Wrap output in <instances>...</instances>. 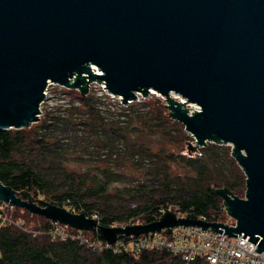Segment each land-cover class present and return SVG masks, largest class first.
Masks as SVG:
<instances>
[{
    "label": "water",
    "instance_id": "water-1",
    "mask_svg": "<svg viewBox=\"0 0 264 264\" xmlns=\"http://www.w3.org/2000/svg\"><path fill=\"white\" fill-rule=\"evenodd\" d=\"M95 82L124 106L161 94L194 139L189 154L210 142L232 146L245 197L215 192L236 225L168 210L149 223L107 226L1 179L0 201L110 244L196 225L249 236L263 252L264 0H0V129L38 122L50 83L86 95ZM188 103L201 110L190 113Z\"/></svg>",
    "mask_w": 264,
    "mask_h": 264
},
{
    "label": "trees",
    "instance_id": "trees-1",
    "mask_svg": "<svg viewBox=\"0 0 264 264\" xmlns=\"http://www.w3.org/2000/svg\"><path fill=\"white\" fill-rule=\"evenodd\" d=\"M61 99L41 109L38 122L21 129H0V179L34 200L73 212H97L113 226L134 217L140 223L160 218L162 205L180 213L225 211L217 188L243 197L246 175L232 146L208 143L186 152L194 141L173 119L162 99L148 97L124 106L91 89L61 88ZM86 163L77 169L72 163ZM125 183L124 188L117 183ZM55 224L25 208L0 201V264H186L166 251H94L76 238H53ZM73 233L95 238L96 232ZM192 264H207L202 259Z\"/></svg>",
    "mask_w": 264,
    "mask_h": 264
},
{
    "label": "built area",
    "instance_id": "built-area-1",
    "mask_svg": "<svg viewBox=\"0 0 264 264\" xmlns=\"http://www.w3.org/2000/svg\"><path fill=\"white\" fill-rule=\"evenodd\" d=\"M96 73H102L96 66H92ZM99 84L101 93L110 95L112 98L118 99L111 95L104 83L95 82ZM47 92V90H46ZM177 100L183 101L180 97L174 95ZM187 107L190 113L200 111L201 107L196 103H188ZM72 211L73 206H65ZM176 205H162L159 208L161 216L168 210L175 212L179 217H186L188 213H180ZM88 217L98 220L99 213L85 212ZM199 219L208 222H221L216 219L215 214H201L197 216ZM139 218L134 217L129 222L117 224L113 226H126L130 224H138ZM224 223V222H221ZM55 227L51 231L53 238H76L82 243L87 244L94 251L111 250L114 253L128 252L137 257L142 251H166L174 256L180 257L186 264H192L199 259H202L207 264H264V251H256L258 244H254L249 240V236L243 237L242 234L238 236H229L224 231H213L211 227L202 229L201 226L196 225H177L172 228L171 232L163 229L161 232H150L148 234L122 236L118 240L110 244L106 240L98 236L90 238L82 233L76 234L68 230V226L54 223ZM226 224V223H224ZM234 227L236 223L226 224Z\"/></svg>",
    "mask_w": 264,
    "mask_h": 264
},
{
    "label": "rangeland",
    "instance_id": "rangeland-1",
    "mask_svg": "<svg viewBox=\"0 0 264 264\" xmlns=\"http://www.w3.org/2000/svg\"><path fill=\"white\" fill-rule=\"evenodd\" d=\"M64 88L58 84L55 83H50L46 92V97L44 102L41 105V109L45 106H53L55 104H57V102H63V100L61 99V93H60V89ZM91 89L96 90L99 94L101 93V90L99 88V84H94L93 86H91ZM152 97H157L162 99V101L166 104L167 100H165V98H163V96H161V94L157 93V92H152L149 96V98ZM192 142V141H189ZM188 143V142H187ZM186 150L188 149V146L186 144ZM72 165H74L77 169H83L85 166H87L86 163H82V162H76V163H72ZM125 183H117L116 185L113 186L116 187H120V188H124ZM245 193H246V186H245V191L243 190V197H245ZM11 209L13 210V206H11ZM219 221L224 222L226 224H233L235 223V219L233 217H231L228 212L225 210L221 216L219 217Z\"/></svg>",
    "mask_w": 264,
    "mask_h": 264
}]
</instances>
